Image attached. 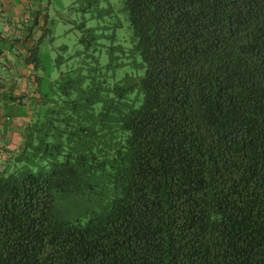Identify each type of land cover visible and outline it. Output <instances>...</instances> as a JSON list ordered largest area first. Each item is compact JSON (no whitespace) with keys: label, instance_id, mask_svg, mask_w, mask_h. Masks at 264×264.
Masks as SVG:
<instances>
[{"label":"trees","instance_id":"16d2710c","mask_svg":"<svg viewBox=\"0 0 264 264\" xmlns=\"http://www.w3.org/2000/svg\"><path fill=\"white\" fill-rule=\"evenodd\" d=\"M122 2L127 48L75 22L89 65L56 78L43 0L6 37L37 95H5L32 114L0 165V264H264V0Z\"/></svg>","mask_w":264,"mask_h":264},{"label":"rangeland","instance_id":"374dc122","mask_svg":"<svg viewBox=\"0 0 264 264\" xmlns=\"http://www.w3.org/2000/svg\"><path fill=\"white\" fill-rule=\"evenodd\" d=\"M43 2L48 6L49 22L47 26L49 28V32L40 43L39 55L42 58L46 69L49 71L51 78L58 77L60 71L70 70L73 67H77L79 62L83 64V66L89 65V63H87L88 56L85 58L84 54H76L78 50L83 48V45L78 43V38L81 32L74 26L75 22L84 20L87 26H94L96 28V33L114 34L116 37L114 43H121L125 46V48L129 45L128 41L129 36H131V29L125 14L121 11V7L123 5L122 0H99V7L105 6L108 3L112 6L111 14L105 15L104 17H96L92 15L91 11L84 13L75 8L74 5L76 7L80 5V2L77 0H43ZM93 12L95 13L96 9H94ZM101 39L104 40H100V42L102 41L105 43V47L101 49V52L96 50L95 53H100V63L105 64L109 62L111 58L110 53L106 51L105 48L106 46L112 44V42L104 37ZM61 45H66V49H59V46ZM58 55H61L65 59L59 67H56L53 64V59ZM125 60L129 62V59ZM113 64H115V60L113 61ZM124 67L129 70V68L132 67L131 62L126 64ZM123 70L124 69L122 67H109L108 80H117L121 76ZM26 106L28 107V104L19 106L20 112ZM31 114L32 111L30 110L29 117H31ZM29 117L25 118L24 123L28 122ZM18 124L23 126V123ZM18 144L19 143L16 138H14V140H12V142L6 147V149L10 151H6L7 154H3L5 152H0L1 166L4 164L9 155L13 156L11 151L13 152L17 150Z\"/></svg>","mask_w":264,"mask_h":264},{"label":"crops","instance_id":"0c3cea01","mask_svg":"<svg viewBox=\"0 0 264 264\" xmlns=\"http://www.w3.org/2000/svg\"><path fill=\"white\" fill-rule=\"evenodd\" d=\"M27 1L0 0V150H6L14 138L20 142L21 126L18 123H23L30 116L29 106L23 109L26 113L20 114L17 103L6 101V91L15 95L25 93L27 101L37 95L36 83L29 78L30 67L24 64L22 55L18 53L22 51L20 46L9 48L6 45V37L19 31L15 21L24 12Z\"/></svg>","mask_w":264,"mask_h":264},{"label":"built area","instance_id":"2783aa9c","mask_svg":"<svg viewBox=\"0 0 264 264\" xmlns=\"http://www.w3.org/2000/svg\"><path fill=\"white\" fill-rule=\"evenodd\" d=\"M35 40H36V36L33 37L32 42H34ZM22 101L23 102H26V98L25 97H22Z\"/></svg>","mask_w":264,"mask_h":264}]
</instances>
